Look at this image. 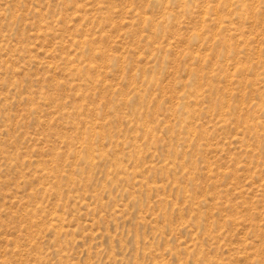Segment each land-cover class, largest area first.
<instances>
[{
  "label": "rangeland",
  "instance_id": "1",
  "mask_svg": "<svg viewBox=\"0 0 264 264\" xmlns=\"http://www.w3.org/2000/svg\"><path fill=\"white\" fill-rule=\"evenodd\" d=\"M0 264H264V0H0Z\"/></svg>",
  "mask_w": 264,
  "mask_h": 264
}]
</instances>
